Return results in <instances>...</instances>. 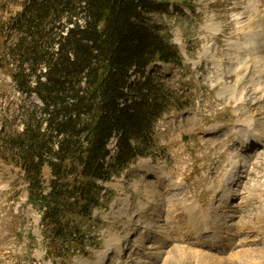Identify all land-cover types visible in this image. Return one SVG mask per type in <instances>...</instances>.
I'll return each mask as SVG.
<instances>
[{
    "label": "rangeland",
    "instance_id": "374dc122",
    "mask_svg": "<svg viewBox=\"0 0 264 264\" xmlns=\"http://www.w3.org/2000/svg\"><path fill=\"white\" fill-rule=\"evenodd\" d=\"M25 2L0 0V53ZM173 4L150 17L178 46L183 66L152 70L182 91L187 107L156 122L153 157L103 183L101 205L84 222L95 246L86 256L55 254L42 239L40 211L27 202L23 171L0 160V264H264V0ZM11 66L0 69L4 138L22 130L23 100L40 104L10 81ZM240 131L249 145L239 146ZM42 180H50L47 166ZM231 180L225 201L220 190ZM193 220L207 226L198 235ZM257 245L262 252L252 258L242 251Z\"/></svg>",
    "mask_w": 264,
    "mask_h": 264
},
{
    "label": "trees",
    "instance_id": "16d2710c",
    "mask_svg": "<svg viewBox=\"0 0 264 264\" xmlns=\"http://www.w3.org/2000/svg\"><path fill=\"white\" fill-rule=\"evenodd\" d=\"M174 1L26 0L13 18L15 39L0 67L14 65L17 90L41 105L18 106L23 127L7 138L0 132V160L23 171L42 239L59 256L95 246L84 222L101 205L103 183L137 158L153 157L157 120L187 107L178 87L147 73L157 62L183 66L178 47L150 17L169 13Z\"/></svg>",
    "mask_w": 264,
    "mask_h": 264
},
{
    "label": "bare ground",
    "instance_id": "6f19581e",
    "mask_svg": "<svg viewBox=\"0 0 264 264\" xmlns=\"http://www.w3.org/2000/svg\"><path fill=\"white\" fill-rule=\"evenodd\" d=\"M243 33H244V31H243ZM254 37V36H253ZM254 40V39H253ZM250 41H241L240 42V44L241 45H243L244 46V48L247 46L248 47V43H249ZM239 50V49H238ZM232 56L230 55V56H228V59H232L231 58ZM255 61V60H254ZM246 62V64H249V62H250V60H248L246 57H244L243 58V60H242V63H245ZM240 63V62H239ZM238 65V64H237ZM240 65V64H239ZM236 70H237V68H236ZM258 86V85H257ZM222 94V93H221ZM222 96V95H221ZM228 96H229V98H234L235 97V95H234V90L233 91H230L229 93H228ZM214 130V129H213ZM216 133V132H215ZM215 135V134H214ZM237 136H238V138H239V140H238V144H239V146H247V145H249V142H250V140H252V138H249V133H246L245 131H243V132H239L238 134H236ZM212 137H214V136H212ZM249 138V139H248ZM246 143V144H245ZM145 163L146 162H140L139 163V165H143L144 164V166L143 167H146V165H145ZM142 167V168H143ZM227 185H228V188H224V186L221 188V193H222V196L224 197V200L225 201H228V198H229V194H230V191H231V186L233 185V180H231V181H229L228 183H226ZM252 194V193H251ZM224 201V202H225ZM225 205V204H224ZM262 216H263V214H262ZM264 217V216H263ZM260 219H261V217H259ZM197 220V219H196ZM194 221V223H193V227L191 226L190 228H191V230H192V233L193 234H195V235H198V234H200L201 232H202V230L203 229H205L207 226L206 225H202V224H199L198 225V223L195 221V220H193ZM193 221H191V222H193ZM244 225V224H243ZM247 225V224H246ZM218 230V229H217ZM217 232L218 231H216L215 233L217 234ZM218 236H220V234H217ZM261 236H263V234H261ZM217 237V236H216ZM217 239H219V237L217 238ZM220 240V239H219ZM263 241H260V242H258V243H261L262 245H264V243H262ZM243 252H246V255H247V257L248 256H250V258H252V256H256L258 253L260 254L261 252H262V246L261 245H257V247H255V248H251L250 250H246V251H244V250H242ZM237 253H235V255H236ZM234 255V254H233ZM236 257V256H235ZM237 257H238V254H237ZM244 257V256H243ZM246 257V256H245ZM244 257V258H245ZM249 259V258H248ZM218 260V259H217ZM247 260V259H246ZM251 260H253V259H251ZM240 261V260H239ZM218 262H220V261H218ZM218 262H216L217 264H218ZM221 262H223V260L221 261ZM248 262V261H247ZM215 263V262H214ZM215 263V264H216Z\"/></svg>",
    "mask_w": 264,
    "mask_h": 264
},
{
    "label": "water",
    "instance_id": "95a60500",
    "mask_svg": "<svg viewBox=\"0 0 264 264\" xmlns=\"http://www.w3.org/2000/svg\"><path fill=\"white\" fill-rule=\"evenodd\" d=\"M186 139H187L186 137L183 138V140H186Z\"/></svg>",
    "mask_w": 264,
    "mask_h": 264
}]
</instances>
